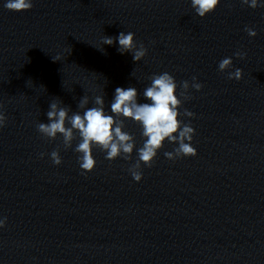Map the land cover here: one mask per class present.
<instances>
[{
	"label": "clouds",
	"instance_id": "clouds-1",
	"mask_svg": "<svg viewBox=\"0 0 264 264\" xmlns=\"http://www.w3.org/2000/svg\"><path fill=\"white\" fill-rule=\"evenodd\" d=\"M221 0H191V7L195 13L204 18L215 11ZM242 5L252 9L264 8L260 0H240ZM33 0H5L4 7L9 11L23 12L33 8ZM245 31L250 37H256L257 32L253 28L246 27ZM118 41V52L121 54L131 53L134 62L141 61L147 55V48L143 43L137 44L135 33L120 32L117 37H103V44L112 46ZM100 51H103L99 49ZM71 53V48H70ZM69 53V54H70ZM244 59L246 53L236 52L234 54ZM53 61H60L59 58H52ZM233 67L231 57H226L219 62L218 69L225 72ZM243 70L236 68L228 72L229 80H241ZM151 84L146 87L143 97L147 102H138L139 93L135 87L115 89L114 100L111 103L110 113L105 110L104 96L97 95L94 98L92 107H87L89 98L85 95L79 100L78 109L83 110L72 112L68 106H61V103L52 102L46 115L48 123H39L37 131L45 138L55 140L58 135L63 137L65 150L72 148L73 141L79 137L74 151L79 154L77 163L82 174L92 172L96 166L93 156V148L97 147L105 152V159L112 161L118 157L129 161L136 147L135 137L125 131V120H132L142 127V136L146 138L143 146L138 151V159L128 168L129 173L136 182L143 178L141 164L151 168L158 151L163 148L165 141L178 145L172 151H166L164 156L169 160H176L183 157H194L197 150L192 146L195 129L190 123H184L179 117H194L195 113L184 108L180 109L186 100L191 99L189 89L194 88L200 91L203 85L197 81L195 76L192 82L182 81L179 85L173 75L168 72L156 74L150 77ZM182 90L177 95V89ZM183 97V100L180 98ZM3 105H0L2 109ZM7 123V116L0 111V129ZM70 125V126H68ZM45 154L41 153L43 158ZM54 165L62 164V157L59 149L50 153ZM7 217H0V229L6 227Z\"/></svg>",
	"mask_w": 264,
	"mask_h": 264
}]
</instances>
